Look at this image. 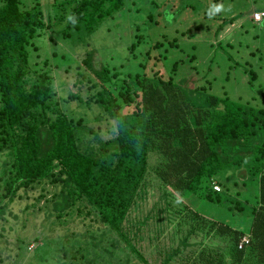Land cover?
I'll return each mask as SVG.
<instances>
[{
  "label": "trees",
  "instance_id": "1",
  "mask_svg": "<svg viewBox=\"0 0 264 264\" xmlns=\"http://www.w3.org/2000/svg\"><path fill=\"white\" fill-rule=\"evenodd\" d=\"M124 2L59 0L61 10L65 3H73L65 17L64 36L79 32L82 23L90 33ZM0 3V225L20 190L44 188L49 183L58 190L50 196L47 215L60 218L73 207H89L88 213L93 212L97 222L130 244L123 224L138 191L145 187L151 166L164 186L183 197L198 195L199 200L240 214L243 228L225 222L219 227L217 221L213 224L231 237L228 248L234 262L264 264V105L232 99L225 90L216 94L209 79L198 84L192 75H183L187 65L196 69L192 63L197 57L190 53L172 58L171 49H180L182 35H164L152 43L139 70L124 76L106 65L94 69L89 51L83 60L96 79L90 86L95 92L89 101L115 122V135L102 141L82 118L75 120L60 109L49 71L34 73L31 68L29 48L40 30L49 26L41 5L36 2L23 9L20 0ZM234 18L222 20L214 36ZM247 72L248 83L253 85L256 72ZM260 98L262 102L264 92ZM87 132L92 134L90 142L84 140ZM153 153L157 161L151 165ZM229 171V180L241 171L244 190H233L230 182L227 186L220 180ZM213 182L223 190L220 186L213 190ZM166 194L162 187V196ZM165 201L161 211L168 214ZM30 208L26 206L24 211ZM193 214L199 215L197 211ZM243 238L247 242L240 246ZM129 248L148 264L134 247ZM168 252L160 264L167 263L177 248ZM205 253L192 264L219 260Z\"/></svg>",
  "mask_w": 264,
  "mask_h": 264
},
{
  "label": "rangeland",
  "instance_id": "2",
  "mask_svg": "<svg viewBox=\"0 0 264 264\" xmlns=\"http://www.w3.org/2000/svg\"><path fill=\"white\" fill-rule=\"evenodd\" d=\"M20 2L23 9L38 2L45 23H49L29 48L32 70L49 71L60 109L75 120L82 118L83 124L102 141L115 135V122L89 101L95 92L90 86L96 82L93 70L83 60L89 51L94 69L106 65L111 72L124 76L139 70L152 43L165 36L182 35L180 49H171L172 58L190 53L197 57L192 63L196 69L187 65L183 75H192L198 84L209 79L216 94L222 95L225 90L232 99L264 105L260 98L264 92V19L256 22L251 18L253 11H264V0H125L112 16L97 22L90 33L82 23L79 32H72L70 37L64 36L65 17L73 3H65L61 10L59 0ZM218 5L223 6L219 12L215 11ZM233 16V23L225 25L215 37L221 21ZM248 69L256 72L253 85L248 83ZM71 95L78 98L70 99ZM91 136L87 132L85 142H90ZM156 161L157 155L151 154L150 164ZM230 174L231 171L220 180L227 186L230 182L233 190H244L241 171L236 172L235 179L229 180ZM162 187L166 196H162ZM57 190L48 183L44 188L18 192L0 225V264H144L129 246L148 264H160L166 258L165 252L175 248L177 253L165 264H192L203 251L206 257H219L216 264H240L234 262L228 248L231 237L218 227L225 222L243 228L241 215L231 214L224 205L199 200L198 195L183 197L172 187L164 186L151 166L145 187L138 191L123 224L130 244L97 222L96 215L88 213L89 207H73L60 218L47 215L51 210L50 196ZM164 201L170 207L168 214L161 211ZM26 206L31 208L24 211Z\"/></svg>",
  "mask_w": 264,
  "mask_h": 264
},
{
  "label": "built area",
  "instance_id": "3",
  "mask_svg": "<svg viewBox=\"0 0 264 264\" xmlns=\"http://www.w3.org/2000/svg\"><path fill=\"white\" fill-rule=\"evenodd\" d=\"M251 18L256 22L263 20L264 11H253L251 14ZM213 189L219 190V185L213 182ZM244 242H247V238L242 239V243L240 244V246H242Z\"/></svg>",
  "mask_w": 264,
  "mask_h": 264
},
{
  "label": "clouds",
  "instance_id": "4",
  "mask_svg": "<svg viewBox=\"0 0 264 264\" xmlns=\"http://www.w3.org/2000/svg\"><path fill=\"white\" fill-rule=\"evenodd\" d=\"M222 5H218V6H216V9H215V11H217V12H219L221 9H222Z\"/></svg>",
  "mask_w": 264,
  "mask_h": 264
}]
</instances>
